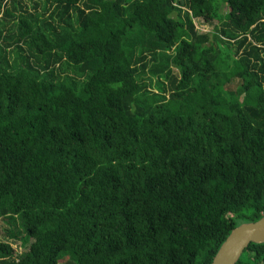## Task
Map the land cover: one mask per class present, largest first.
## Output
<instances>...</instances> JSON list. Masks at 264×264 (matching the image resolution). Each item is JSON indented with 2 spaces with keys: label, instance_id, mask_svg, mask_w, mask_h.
Listing matches in <instances>:
<instances>
[{
  "label": "trees",
  "instance_id": "16d2710c",
  "mask_svg": "<svg viewBox=\"0 0 264 264\" xmlns=\"http://www.w3.org/2000/svg\"><path fill=\"white\" fill-rule=\"evenodd\" d=\"M263 217L264 0H0V264H212Z\"/></svg>",
  "mask_w": 264,
  "mask_h": 264
},
{
  "label": "water",
  "instance_id": "95a60500",
  "mask_svg": "<svg viewBox=\"0 0 264 264\" xmlns=\"http://www.w3.org/2000/svg\"><path fill=\"white\" fill-rule=\"evenodd\" d=\"M252 243H264V217L234 228L222 244L212 264H238Z\"/></svg>",
  "mask_w": 264,
  "mask_h": 264
},
{
  "label": "rangeland",
  "instance_id": "374dc122",
  "mask_svg": "<svg viewBox=\"0 0 264 264\" xmlns=\"http://www.w3.org/2000/svg\"><path fill=\"white\" fill-rule=\"evenodd\" d=\"M196 22H197V28H198V31L199 32H206V31L213 30V27L212 26L214 24H209L208 25V24H206L205 22H202V21H199L198 22V20H196ZM9 225H10V223L7 220H5V219L4 220H0V240L7 241V242L11 243L14 246V248L19 253H21L23 251V248L20 246V243H18L16 241H13V240H10L6 236L7 235V231L10 228Z\"/></svg>",
  "mask_w": 264,
  "mask_h": 264
}]
</instances>
